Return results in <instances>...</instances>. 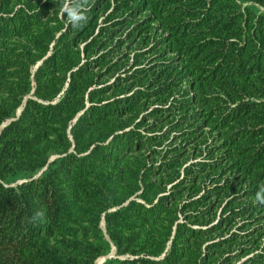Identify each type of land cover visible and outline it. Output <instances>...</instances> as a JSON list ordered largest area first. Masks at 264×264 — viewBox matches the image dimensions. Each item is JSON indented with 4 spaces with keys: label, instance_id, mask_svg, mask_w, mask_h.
Here are the masks:
<instances>
[{
    "label": "trees",
    "instance_id": "1",
    "mask_svg": "<svg viewBox=\"0 0 264 264\" xmlns=\"http://www.w3.org/2000/svg\"><path fill=\"white\" fill-rule=\"evenodd\" d=\"M61 5L0 0V264H264V0Z\"/></svg>",
    "mask_w": 264,
    "mask_h": 264
},
{
    "label": "clouds",
    "instance_id": "2",
    "mask_svg": "<svg viewBox=\"0 0 264 264\" xmlns=\"http://www.w3.org/2000/svg\"><path fill=\"white\" fill-rule=\"evenodd\" d=\"M89 0H62L60 14L66 15L67 23L73 28H81L87 23L86 12L88 11ZM256 202L264 205V187H261L256 193ZM44 212L37 211L32 217V221L44 222Z\"/></svg>",
    "mask_w": 264,
    "mask_h": 264
},
{
    "label": "water",
    "instance_id": "3",
    "mask_svg": "<svg viewBox=\"0 0 264 264\" xmlns=\"http://www.w3.org/2000/svg\"><path fill=\"white\" fill-rule=\"evenodd\" d=\"M8 123H10V121ZM7 124H5L4 126H6ZM21 183H23V182H21ZM113 257H114V254H111L110 256L105 257L104 260H102L100 264H104L107 260L112 259Z\"/></svg>",
    "mask_w": 264,
    "mask_h": 264
},
{
    "label": "rangeland",
    "instance_id": "4",
    "mask_svg": "<svg viewBox=\"0 0 264 264\" xmlns=\"http://www.w3.org/2000/svg\"><path fill=\"white\" fill-rule=\"evenodd\" d=\"M197 160L199 161V160H201V158H199V159H197ZM21 181H22V180H19L18 182H21ZM18 182H17V183H18Z\"/></svg>",
    "mask_w": 264,
    "mask_h": 264
},
{
    "label": "bare ground",
    "instance_id": "5",
    "mask_svg": "<svg viewBox=\"0 0 264 264\" xmlns=\"http://www.w3.org/2000/svg\"><path fill=\"white\" fill-rule=\"evenodd\" d=\"M102 260H104V259L99 260L98 264H100Z\"/></svg>",
    "mask_w": 264,
    "mask_h": 264
}]
</instances>
